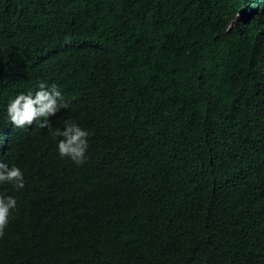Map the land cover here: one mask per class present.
Segmentation results:
<instances>
[{"label": "trees", "instance_id": "16d2710c", "mask_svg": "<svg viewBox=\"0 0 264 264\" xmlns=\"http://www.w3.org/2000/svg\"><path fill=\"white\" fill-rule=\"evenodd\" d=\"M41 83L83 163L8 120ZM0 161V264H264V0H0Z\"/></svg>", "mask_w": 264, "mask_h": 264}, {"label": "clouds", "instance_id": "9594fccd", "mask_svg": "<svg viewBox=\"0 0 264 264\" xmlns=\"http://www.w3.org/2000/svg\"><path fill=\"white\" fill-rule=\"evenodd\" d=\"M228 27L230 28L231 24ZM58 98H61V92L55 85L48 90L41 83L34 94L31 91L21 92L9 99L6 105L7 118L17 127L32 125L35 120L39 127L48 128L54 138H61L57 141L56 148L62 158L67 157L77 164L83 163L86 158L89 132L69 120L64 121L63 128L53 127L48 119L65 106L62 98L59 100ZM5 182L11 183L17 189L25 186L22 170L17 166L9 167L8 164L0 161V184ZM16 205V197L0 193V234L3 233L9 221L10 212Z\"/></svg>", "mask_w": 264, "mask_h": 264}]
</instances>
